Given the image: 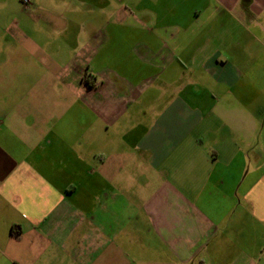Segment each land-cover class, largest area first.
<instances>
[{
    "label": "crops",
    "instance_id": "1",
    "mask_svg": "<svg viewBox=\"0 0 264 264\" xmlns=\"http://www.w3.org/2000/svg\"><path fill=\"white\" fill-rule=\"evenodd\" d=\"M61 5L0 36V264H264V0Z\"/></svg>",
    "mask_w": 264,
    "mask_h": 264
},
{
    "label": "rangeland",
    "instance_id": "2",
    "mask_svg": "<svg viewBox=\"0 0 264 264\" xmlns=\"http://www.w3.org/2000/svg\"><path fill=\"white\" fill-rule=\"evenodd\" d=\"M23 1L24 0H0V36H3L4 30L12 28L15 25L19 27L20 25V28L24 29L30 36L33 35L32 38L35 37L34 41L41 42V40H44V42H46L48 33L54 30L61 31L65 28V20H61L62 18L60 15L62 14V9L66 7L61 5V0H30L31 2L28 6H25ZM76 3L75 1L74 4ZM71 6L74 7V5ZM30 12L33 13L31 19L29 18ZM52 18H54V22H52ZM89 25L91 24L87 22L85 28H89ZM75 26L76 24L73 25V27ZM91 30H93L92 27L90 28V31ZM16 44L15 41L6 35L4 38H1L0 49L3 50L8 47H13L16 46ZM13 55L16 54L5 53L7 57L2 58L3 54L1 53L0 61H10V57ZM28 59L29 58L25 59V57H21L17 60ZM0 70V72H2L4 69L0 68ZM20 89L21 86L17 84H3L0 86V93L4 94V96L6 94H18Z\"/></svg>",
    "mask_w": 264,
    "mask_h": 264
},
{
    "label": "built area",
    "instance_id": "3",
    "mask_svg": "<svg viewBox=\"0 0 264 264\" xmlns=\"http://www.w3.org/2000/svg\"><path fill=\"white\" fill-rule=\"evenodd\" d=\"M23 4H24L25 6L30 5V0H24V1H23Z\"/></svg>",
    "mask_w": 264,
    "mask_h": 264
}]
</instances>
